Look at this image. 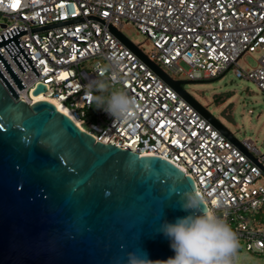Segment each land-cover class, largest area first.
I'll return each mask as SVG.
<instances>
[{
    "label": "built area",
    "instance_id": "1",
    "mask_svg": "<svg viewBox=\"0 0 264 264\" xmlns=\"http://www.w3.org/2000/svg\"><path fill=\"white\" fill-rule=\"evenodd\" d=\"M0 18V75L20 99L43 95L97 141L167 158L236 233L237 251L264 253V152L250 137L229 139L114 32L131 41L122 28L136 27L146 39L132 44L172 80L231 69L264 93V0H0ZM253 51L257 65L241 68ZM109 65L138 101L127 122L88 99L89 79Z\"/></svg>",
    "mask_w": 264,
    "mask_h": 264
},
{
    "label": "water",
    "instance_id": "2",
    "mask_svg": "<svg viewBox=\"0 0 264 264\" xmlns=\"http://www.w3.org/2000/svg\"><path fill=\"white\" fill-rule=\"evenodd\" d=\"M114 32L236 141L181 87L192 81L172 80ZM194 190L167 158L97 141L51 102L20 99L0 75V264H126L129 252L166 260L175 253L158 229L189 214L178 201Z\"/></svg>",
    "mask_w": 264,
    "mask_h": 264
},
{
    "label": "clouds",
    "instance_id": "3",
    "mask_svg": "<svg viewBox=\"0 0 264 264\" xmlns=\"http://www.w3.org/2000/svg\"><path fill=\"white\" fill-rule=\"evenodd\" d=\"M110 71L111 82L107 77ZM118 83L119 76L109 65L89 79L88 99L113 121L127 122L136 114L138 101L124 88H116ZM178 203L189 214L178 217L174 223L164 222L158 229L170 240L175 255L153 261L129 252L126 264H232L238 239L226 220L218 216L213 207L205 206L204 197L195 190L185 192Z\"/></svg>",
    "mask_w": 264,
    "mask_h": 264
},
{
    "label": "rangeland",
    "instance_id": "4",
    "mask_svg": "<svg viewBox=\"0 0 264 264\" xmlns=\"http://www.w3.org/2000/svg\"><path fill=\"white\" fill-rule=\"evenodd\" d=\"M122 32L136 44L143 43L146 39L133 26L122 28ZM144 48L148 49V46L144 44ZM259 57V52H248L239 59L238 64L243 69L255 67ZM180 65L184 70L191 69L184 62ZM193 75L196 81L183 83L181 87L205 106L236 138L242 140L250 137L263 153L264 93L256 83L235 77L231 69L219 77L205 78L203 70L195 68ZM233 259L235 264H264V253H251L240 247Z\"/></svg>",
    "mask_w": 264,
    "mask_h": 264
},
{
    "label": "bare ground",
    "instance_id": "5",
    "mask_svg": "<svg viewBox=\"0 0 264 264\" xmlns=\"http://www.w3.org/2000/svg\"><path fill=\"white\" fill-rule=\"evenodd\" d=\"M40 99H43V95H38L35 97V100H40ZM55 106L57 107V109L63 113H65L66 115H68V111L66 110L65 107H63L62 105L60 104H55Z\"/></svg>",
    "mask_w": 264,
    "mask_h": 264
},
{
    "label": "snow or ice",
    "instance_id": "6",
    "mask_svg": "<svg viewBox=\"0 0 264 264\" xmlns=\"http://www.w3.org/2000/svg\"><path fill=\"white\" fill-rule=\"evenodd\" d=\"M13 7H16V4L15 3L13 4Z\"/></svg>",
    "mask_w": 264,
    "mask_h": 264
},
{
    "label": "trees",
    "instance_id": "7",
    "mask_svg": "<svg viewBox=\"0 0 264 264\" xmlns=\"http://www.w3.org/2000/svg\"><path fill=\"white\" fill-rule=\"evenodd\" d=\"M219 76H221V75H219ZM219 76H217V77H219ZM216 78V77H215Z\"/></svg>",
    "mask_w": 264,
    "mask_h": 264
}]
</instances>
